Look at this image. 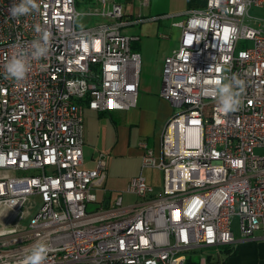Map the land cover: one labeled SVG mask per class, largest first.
<instances>
[{
    "label": "built area",
    "instance_id": "built-area-1",
    "mask_svg": "<svg viewBox=\"0 0 264 264\" xmlns=\"http://www.w3.org/2000/svg\"><path fill=\"white\" fill-rule=\"evenodd\" d=\"M14 3L0 0V264H20L37 241L48 245L45 264H185L189 250L233 243L235 216L242 237L264 238V0H204L174 23L178 45L163 58L159 96L177 110L157 149L139 144L162 187L139 173L127 186L138 200L120 192L110 204L96 192L107 154L84 166V108L137 104L140 36L125 28L145 18L114 0L83 13L77 0H38L39 11L12 19ZM81 14L102 20L78 26ZM36 24L52 33L51 55L23 81L6 78L13 45L29 44ZM195 34L203 38L191 45ZM224 66L246 82L242 107L228 114L202 95Z\"/></svg>",
    "mask_w": 264,
    "mask_h": 264
},
{
    "label": "crops",
    "instance_id": "crops-1",
    "mask_svg": "<svg viewBox=\"0 0 264 264\" xmlns=\"http://www.w3.org/2000/svg\"><path fill=\"white\" fill-rule=\"evenodd\" d=\"M85 1L89 5L85 12L98 5V0ZM114 1L123 5L127 17L142 15L145 19L126 28L127 33L140 36L132 43L141 53L137 104L129 109L111 111L84 108V166L94 167L98 153L107 154L106 180L104 186L96 190L100 200L107 204L112 203L120 192L125 203L138 200L136 195L127 191L131 177L136 174L143 173L156 187L144 171L151 167H142L139 144L145 140L157 149L164 124L173 112L171 103L159 96V89L163 58L178 45L180 31L176 33L178 25L174 23L182 22L184 18L176 17L204 6V0H151L148 6H141L139 0ZM233 234L235 241L220 252L221 262L216 264H264V238L260 231L251 238L242 237L239 230L235 232L233 229ZM215 251L210 249L203 254L214 255Z\"/></svg>",
    "mask_w": 264,
    "mask_h": 264
},
{
    "label": "clouds",
    "instance_id": "clouds-1",
    "mask_svg": "<svg viewBox=\"0 0 264 264\" xmlns=\"http://www.w3.org/2000/svg\"><path fill=\"white\" fill-rule=\"evenodd\" d=\"M38 0H19L9 8L10 17L18 19L32 12L39 11ZM36 37L27 45L17 41L13 48L15 51L4 64L6 78H11L17 82L23 81L32 70L33 61L46 60L52 52V33L40 24L34 25ZM203 34H195L189 37L191 45L200 42ZM190 45V46H191ZM27 49V50H26ZM212 71V66L207 72ZM221 75L215 80H206V86L202 89V95L213 98L221 113L228 114L240 110L244 101L243 94L246 82L237 74L231 73L229 66L217 68ZM48 245L43 241H37L24 255L20 264H45L48 254Z\"/></svg>",
    "mask_w": 264,
    "mask_h": 264
},
{
    "label": "rangeland",
    "instance_id": "rangeland-1",
    "mask_svg": "<svg viewBox=\"0 0 264 264\" xmlns=\"http://www.w3.org/2000/svg\"><path fill=\"white\" fill-rule=\"evenodd\" d=\"M92 5V4H91ZM89 5H87V2L85 0H77V9L83 13L86 10H88ZM257 12L258 14H260V10H252V12ZM185 18V15H179L176 17V19H183ZM101 19L99 18V16H95V15H86V14H81L77 17V25L78 26H93L95 25L97 22H99ZM176 33L178 34V31H180V26H178L176 28ZM126 31V28H125ZM141 70H142V66H141ZM141 74V71H140ZM144 74V69L142 71V76ZM173 111H176L177 108L172 106ZM145 174L149 177V179L155 183L156 187L155 190H160L162 187V180H163V173L161 170L157 169V168H146L145 170ZM233 221V229L235 232H237L238 230V225H237V217H233L232 219ZM200 250H202V252L207 253L208 250H210L209 248H197V249H192L187 251V254L190 256H193L195 259L199 258V254H200Z\"/></svg>",
    "mask_w": 264,
    "mask_h": 264
},
{
    "label": "trees",
    "instance_id": "trees-1",
    "mask_svg": "<svg viewBox=\"0 0 264 264\" xmlns=\"http://www.w3.org/2000/svg\"><path fill=\"white\" fill-rule=\"evenodd\" d=\"M226 248L228 249L227 246H222L220 247L218 250L215 251L214 255H210V253L206 254V264H216V263H220V259H219V255L220 252L223 250H226ZM212 249V248H209ZM202 252V250H200ZM185 264H199V258L195 259L193 256L188 255L185 261Z\"/></svg>",
    "mask_w": 264,
    "mask_h": 264
}]
</instances>
